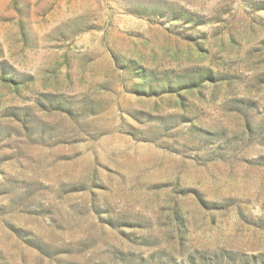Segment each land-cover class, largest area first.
<instances>
[{
  "label": "rangeland",
  "instance_id": "1",
  "mask_svg": "<svg viewBox=\"0 0 264 264\" xmlns=\"http://www.w3.org/2000/svg\"><path fill=\"white\" fill-rule=\"evenodd\" d=\"M0 264H264V0H0Z\"/></svg>",
  "mask_w": 264,
  "mask_h": 264
}]
</instances>
